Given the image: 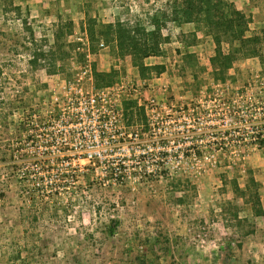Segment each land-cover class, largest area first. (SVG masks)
Masks as SVG:
<instances>
[{
    "label": "rangeland",
    "instance_id": "374dc122",
    "mask_svg": "<svg viewBox=\"0 0 264 264\" xmlns=\"http://www.w3.org/2000/svg\"><path fill=\"white\" fill-rule=\"evenodd\" d=\"M181 1L0 0V264H264V0Z\"/></svg>",
    "mask_w": 264,
    "mask_h": 264
},
{
    "label": "trees",
    "instance_id": "16d2710c",
    "mask_svg": "<svg viewBox=\"0 0 264 264\" xmlns=\"http://www.w3.org/2000/svg\"><path fill=\"white\" fill-rule=\"evenodd\" d=\"M177 8L178 9L174 11L175 22L179 24L201 23L208 28L225 25L231 29V37H233V40L239 39L244 42L243 35L241 34L245 32V26L247 27L251 23V20L247 18L244 13L239 11L233 3H228L225 0H182ZM114 31L118 39L123 42V44H126L127 47L133 48L135 53H138V51L143 48L139 53H143L144 58L159 54V48L155 49L154 46H149L147 41H145L143 46L139 44V40L135 36L133 29H128L122 24H118L115 26ZM151 34L155 36V38L157 37V33L151 32ZM158 36L161 37L160 32H158ZM217 39L219 38L217 37ZM221 56L222 54L220 52L219 56H217V61L221 62ZM231 59L232 57L226 59V69L229 68L232 61ZM221 81L225 82L226 78H222Z\"/></svg>",
    "mask_w": 264,
    "mask_h": 264
},
{
    "label": "built area",
    "instance_id": "2783aa9c",
    "mask_svg": "<svg viewBox=\"0 0 264 264\" xmlns=\"http://www.w3.org/2000/svg\"><path fill=\"white\" fill-rule=\"evenodd\" d=\"M101 45H104V44L101 43ZM76 90L80 91V95L81 96L84 95L82 87H78ZM109 93L110 92H108V91H103V92L97 93V94L91 92L90 94H88V97H87L89 105L92 106L93 108L94 107H97V108L98 107H102V105L105 106L106 103H107V99L109 98ZM118 97H119V95H116V98H115V103L116 104H115V106L118 103ZM89 112H91V111H89Z\"/></svg>",
    "mask_w": 264,
    "mask_h": 264
}]
</instances>
